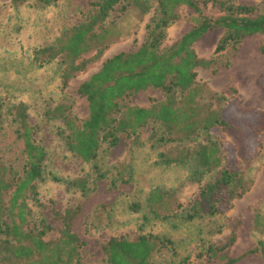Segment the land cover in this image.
I'll use <instances>...</instances> for the list:
<instances>
[{"label":"rangeland","instance_id":"obj_1","mask_svg":"<svg viewBox=\"0 0 264 264\" xmlns=\"http://www.w3.org/2000/svg\"><path fill=\"white\" fill-rule=\"evenodd\" d=\"M96 0H58L49 6H36L34 0L14 7L12 0H0V97L4 115L0 122V162L9 169L22 171L25 153L23 141L17 134V122L10 113L12 104L24 101L28 105L29 120L36 126V138L46 150L47 178L39 182L38 195L29 199L32 216L28 225L42 228L52 225L45 239H54L63 228L62 214L69 207H81L72 224L84 241L81 248L82 264H107L104 244L112 236L130 239L142 233L165 234L176 241L180 256L194 262H210L206 251L210 244L222 245L233 232L236 240L224 251L239 257L236 264H263L259 252L246 253L259 240H264V54L260 45L264 34L247 36L240 46L215 54L223 29L216 28L200 37L193 47L202 57H214L213 65L198 66L197 81L226 97L222 108L231 112V124L216 129L224 139L223 166H239L249 185L241 197L234 199L223 213L196 217L182 222L177 211L190 207L198 199L204 185L216 179L218 172L207 174L202 181L187 178V167L157 163L160 151L180 152L183 146H193L205 139L204 133L194 134L184 141L153 144L149 140L150 124L141 131V143L132 145L131 138L121 137L116 146L103 144L97 163L105 172L98 178L92 162H85L71 152L59 131L60 119L46 115L59 101H69L74 112L84 118L89 113L88 101L79 96L77 88L110 56L120 51L136 50L145 41L147 24L154 9L144 15L135 8L122 9L119 4L108 17L115 21L122 36L113 41L100 57L96 51L84 54L86 67L78 71L63 88L62 59L57 57L43 66L32 59L34 49L55 41L63 30L80 21L94 10ZM264 10V0H236ZM156 3V2H155ZM207 14L223 13L218 5L204 6ZM179 18L167 28L163 47L169 46L195 22V13L187 5L178 9ZM165 99L162 89L148 87L124 97V103L149 107ZM207 100L203 101L206 104ZM217 100L216 105L221 104ZM130 168V169H129ZM55 173L66 178L88 175L95 188L87 194L68 188L63 181L52 178ZM94 178H97L94 181ZM115 179V183L112 180ZM95 182V183H94ZM163 190L169 218L151 212L148 197L153 188ZM139 206V209L137 207ZM163 214L167 213L162 209ZM174 212V214L172 213ZM261 214L262 223L256 224ZM205 249V250H204ZM159 262L172 259L166 249L155 252Z\"/></svg>","mask_w":264,"mask_h":264},{"label":"trees","instance_id":"obj_2","mask_svg":"<svg viewBox=\"0 0 264 264\" xmlns=\"http://www.w3.org/2000/svg\"><path fill=\"white\" fill-rule=\"evenodd\" d=\"M29 1L12 0V4L18 7ZM57 1L34 0V5L44 7ZM209 3L218 5L223 13L217 16L207 14L204 6ZM92 4L94 10L82 21L63 30L52 43L34 49L32 60L38 66L57 57L62 59L63 88L88 64L89 60L82 58L84 54L95 50L94 57H100L113 41L122 36L116 22L108 21L119 4L122 9L135 8L140 15L155 8L146 26V39L136 50L120 51L108 57L96 72L80 83L77 92L88 101L86 117L80 118L74 112L72 102L66 100L49 108L46 115L62 121L59 133L67 148L83 161L92 162L98 178L105 176L97 163L103 144L116 146L122 136L131 138L132 145L141 143L142 128L150 124L153 125L148 138L153 144L184 141L194 134L204 133V140L193 146H183L180 152L160 151L157 163L186 166L187 178L193 182H200L207 174L219 171L215 180L204 185L200 199L177 211L176 216L182 222L205 216V210L208 215L223 213L234 199L247 191L249 185L241 167L226 164L220 170L224 160V139L216 129L231 124L234 117L221 107L225 96L197 81L196 67H209L215 58L199 56L193 44L208 31L221 28L223 34L214 53L237 49L247 36L264 34V10L236 0H96ZM182 5L193 9L195 22L169 46L163 47L167 28L179 18L178 9ZM260 51L264 54V41ZM261 82L264 84V78ZM150 86L162 89L165 99L149 107L124 103V97ZM204 100H207L206 104H203ZM217 100L221 105H216ZM10 113L17 122L18 137L23 141L25 161L22 171L9 169L10 166L0 162V264H82L84 241L72 230L81 211L79 205L67 208L62 214L63 228L54 239H45L52 225L45 224L42 228L28 225L33 213L29 199L38 195L39 182L44 181L50 172L46 150L36 138V126L29 120L27 103L12 104ZM3 115L0 97V122ZM52 178L63 181L68 188L81 190L83 194L95 188L88 175L71 179L53 173ZM148 200L155 216L171 217L161 188H153ZM162 209L167 213L163 214ZM260 223L261 214L258 213L256 224ZM235 240L233 232L227 243L207 246L210 262L206 263L180 256L176 241L165 234L142 233L134 239L112 236L103 248L107 264H236L239 257H231L224 251ZM161 249L170 253L172 259L169 263L156 259L155 252ZM250 252H259L264 264V240H259L246 253Z\"/></svg>","mask_w":264,"mask_h":264}]
</instances>
